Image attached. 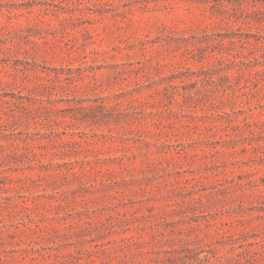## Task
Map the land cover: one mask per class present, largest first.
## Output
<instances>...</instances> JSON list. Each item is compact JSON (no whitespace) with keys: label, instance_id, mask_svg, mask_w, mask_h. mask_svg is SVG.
Here are the masks:
<instances>
[{"label":"rangeland","instance_id":"rangeland-1","mask_svg":"<svg viewBox=\"0 0 264 264\" xmlns=\"http://www.w3.org/2000/svg\"><path fill=\"white\" fill-rule=\"evenodd\" d=\"M0 264H264V0H0Z\"/></svg>","mask_w":264,"mask_h":264}]
</instances>
